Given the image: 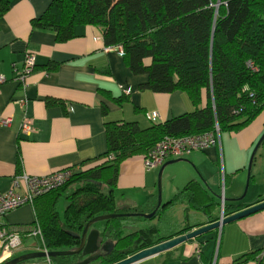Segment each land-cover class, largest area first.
<instances>
[{
	"label": "crops",
	"instance_id": "crops-1",
	"mask_svg": "<svg viewBox=\"0 0 264 264\" xmlns=\"http://www.w3.org/2000/svg\"><path fill=\"white\" fill-rule=\"evenodd\" d=\"M9 2L0 17V75L4 77L0 83V192L11 187L16 175L43 176L69 167L77 172L97 163L106 151L107 122L135 121L145 128L152 124L149 113L155 112L162 123L194 109L183 91L141 89L147 75L133 74L118 46L105 45L102 27L75 25L73 37L58 41L53 29L32 24L51 0ZM27 52L34 53L35 66L22 82L17 74ZM23 116L32 121L33 131L28 135L19 134ZM3 119L9 121L3 123ZM262 135L264 111L239 130L221 132L216 145L166 164L161 172V203L169 201L190 180H202L221 203L238 204L237 211L264 201V139L249 166ZM144 161V155L138 154L119 164L113 197L122 211L147 213L156 207L163 164L147 168ZM16 191H24L23 182L19 181ZM66 205L64 200L63 207ZM165 207V218L173 217L169 212L179 208V225L164 236L175 237L185 226L193 230L209 223V216L188 208L185 202ZM222 211L221 205L214 211L217 219ZM131 217L120 221L123 227L133 223L128 219ZM161 217L150 218V224L156 225ZM1 221L6 226L34 225V201L8 211ZM34 244L16 254L42 249L39 241ZM255 251H264V209L136 264H232ZM54 260L25 264H56Z\"/></svg>",
	"mask_w": 264,
	"mask_h": 264
},
{
	"label": "trees",
	"instance_id": "trees-1",
	"mask_svg": "<svg viewBox=\"0 0 264 264\" xmlns=\"http://www.w3.org/2000/svg\"><path fill=\"white\" fill-rule=\"evenodd\" d=\"M51 0L32 20L38 27L55 31L56 39L73 37L75 25L103 29L107 46H120L133 74L147 75L141 89L153 92L183 91L194 109L162 123L141 128L135 121L105 124L106 151L97 163L73 172L63 185L34 199L36 219L42 234L39 246L48 250L74 247L77 240L68 231L79 232L92 217L124 213L115 206L121 161L144 156L164 137H180L212 130L236 131L264 111V0ZM9 0H0V17ZM251 63L252 67L249 66ZM120 102V101H119ZM63 198V214L56 203ZM185 202L188 208L217 219L220 200L202 180H190L152 218L162 216L165 206ZM238 204L223 201V213L237 211ZM214 213V215H213ZM120 217L105 220V239L111 251L98 264H111L171 236H155L158 225L123 234ZM96 226V223L94 224ZM199 225V224H198ZM98 226V225H97ZM185 226L174 235L191 231ZM258 251L247 253L232 264L256 260ZM16 255V254H15ZM50 258V261L57 259ZM64 257L59 258V262Z\"/></svg>",
	"mask_w": 264,
	"mask_h": 264
},
{
	"label": "built area",
	"instance_id": "built-area-1",
	"mask_svg": "<svg viewBox=\"0 0 264 264\" xmlns=\"http://www.w3.org/2000/svg\"><path fill=\"white\" fill-rule=\"evenodd\" d=\"M120 52L121 47L118 46ZM35 66L34 53L27 52L23 61V67L17 74L20 81H24L29 72ZM249 66L252 67L251 63ZM4 77L0 75V83ZM148 118L152 123H158V116L155 112L149 113ZM9 119H3L7 123ZM33 131L32 121L23 116L20 124L19 134L28 135ZM220 130L217 125L212 130L189 134L180 137H164L159 140L144 156L147 168L158 167L169 158H185L193 151H202L207 147L216 145L219 140ZM71 167L59 169L43 176H30L25 173L13 177L11 187L0 192V262L14 256L23 245V241L28 237H36L42 241V234L37 223L30 226H6L1 221L3 215L26 203H33L34 199L48 191L55 189L66 183L72 176ZM19 181L23 182L24 191L18 193L16 187ZM223 210V201L221 211ZM42 250L48 249L43 247ZM257 258L264 260V251H261Z\"/></svg>",
	"mask_w": 264,
	"mask_h": 264
},
{
	"label": "water",
	"instance_id": "water-1",
	"mask_svg": "<svg viewBox=\"0 0 264 264\" xmlns=\"http://www.w3.org/2000/svg\"><path fill=\"white\" fill-rule=\"evenodd\" d=\"M218 4H219V0L217 1L215 5L216 8ZM262 139H264V135L261 136V138L259 139V141L257 142V144L255 145L253 149L251 159L249 162V166L253 158V155L256 149L258 148ZM179 160H182V159L181 158L172 159L170 161L165 162L161 166L159 170V174H158V181H157L158 200H157L156 207L151 212L149 213H144V212L105 213V214L96 215L92 217L91 219H89L79 232L68 231V234L77 240V244L74 247L69 248V249H63V250L44 251L41 249V250H33V251L18 253L12 256L11 258L0 262V264H25L27 261L37 259V258L50 259V258H56V257H64L65 259L69 256H75L76 259L74 261L63 259V261L59 262V264H95L94 261L99 260L101 257L107 255L111 251L113 247V242L110 239H105L104 230L103 229L100 230L98 226L96 227L94 224L101 220H108L111 218L120 217L122 215L141 216L147 219L152 218L156 212V209L159 208L162 204L161 203V172H162V169L164 168L166 164L179 161ZM261 209H264V201H261L254 205L246 207L230 215H224L222 211L219 219L213 222H209L196 229H193L191 231H188L180 235H177L175 237L169 238L167 240H164L150 247L143 248L111 264H136L146 258L157 255L164 251H167L189 239L195 238L210 230L218 229L219 227H221L222 225L230 221L247 216Z\"/></svg>",
	"mask_w": 264,
	"mask_h": 264
},
{
	"label": "rangeland",
	"instance_id": "rangeland-1",
	"mask_svg": "<svg viewBox=\"0 0 264 264\" xmlns=\"http://www.w3.org/2000/svg\"><path fill=\"white\" fill-rule=\"evenodd\" d=\"M63 205H64V200H63V198H60L59 202L56 205V210L60 214V216H62V214H63V208H64ZM147 213H149V212H147ZM169 213H170V215H173V217L165 218V216L162 215V217L160 218V220L156 224V225H158V232L155 234V236H164L166 234H169L171 231L175 230L177 228V226L179 225V223H178L179 208L175 207ZM189 217L191 218L192 215ZM128 219H132L133 223H135V224H133V223L129 224L128 223V224L124 225L123 234L133 232V231L140 229V228H146V227L151 225L150 224V218L147 219V218H143L141 216H134V217H131ZM153 222L155 223V221H153ZM97 225L104 227L105 226V220H101V221L96 222V226ZM36 243L38 244V239L36 237H29L26 239V241H23L22 248L25 246H33V244L37 245ZM59 258L54 260V261H56V264L59 263ZM45 259L46 258H37V259L29 260L27 262L37 261V260H45ZM75 259H76L75 256H69V257L65 258L64 260L74 261ZM94 263L96 264V263H98V261H94Z\"/></svg>",
	"mask_w": 264,
	"mask_h": 264
},
{
	"label": "flooded vegetation",
	"instance_id": "flooded-vegetation-1",
	"mask_svg": "<svg viewBox=\"0 0 264 264\" xmlns=\"http://www.w3.org/2000/svg\"><path fill=\"white\" fill-rule=\"evenodd\" d=\"M98 261V260H97ZM96 264H98V263H96Z\"/></svg>",
	"mask_w": 264,
	"mask_h": 264
}]
</instances>
